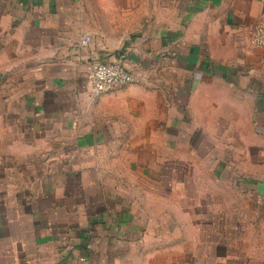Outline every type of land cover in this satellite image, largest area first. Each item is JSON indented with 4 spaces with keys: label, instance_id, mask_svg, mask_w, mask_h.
<instances>
[{
    "label": "crops",
    "instance_id": "0c3cea01",
    "mask_svg": "<svg viewBox=\"0 0 264 264\" xmlns=\"http://www.w3.org/2000/svg\"><path fill=\"white\" fill-rule=\"evenodd\" d=\"M262 21L264 0H0V264H215L192 191L232 176L227 148L264 216ZM119 56L135 81L94 95Z\"/></svg>",
    "mask_w": 264,
    "mask_h": 264
},
{
    "label": "rangeland",
    "instance_id": "374dc122",
    "mask_svg": "<svg viewBox=\"0 0 264 264\" xmlns=\"http://www.w3.org/2000/svg\"><path fill=\"white\" fill-rule=\"evenodd\" d=\"M220 159L225 163V168L230 170L232 176L224 183L218 182L216 179L218 184L209 186H207L208 183L200 182L203 179L199 177L198 182L200 184L198 187L206 188L207 191H198V194L192 191V195L198 200L201 195L207 192V196L215 205L213 216L216 218H214L215 222L211 228L215 231V240L221 246L214 249V263L264 264V216L261 217L260 215L261 209L256 210L254 194L245 185L247 183L251 188H254L255 178L242 174V153L240 154L234 147L227 148ZM42 181L46 183L48 179L43 178ZM196 185H192L193 188ZM178 187L179 185L176 186V191L173 193L176 200L183 197L184 194L183 186ZM199 210L205 211L206 209L202 207ZM176 212L187 216L190 209L178 208ZM223 214L225 215L224 219L218 220L217 217ZM186 229L189 235L194 236L197 226L195 228L192 224H186ZM199 258L204 260L207 257L201 254Z\"/></svg>",
    "mask_w": 264,
    "mask_h": 264
},
{
    "label": "built area",
    "instance_id": "2783aa9c",
    "mask_svg": "<svg viewBox=\"0 0 264 264\" xmlns=\"http://www.w3.org/2000/svg\"><path fill=\"white\" fill-rule=\"evenodd\" d=\"M90 36L81 40L87 44ZM252 44L264 49V21L254 27ZM135 77L122 63V56L107 62H92L88 72L89 87L94 95H100L111 89L133 83Z\"/></svg>",
    "mask_w": 264,
    "mask_h": 264
}]
</instances>
